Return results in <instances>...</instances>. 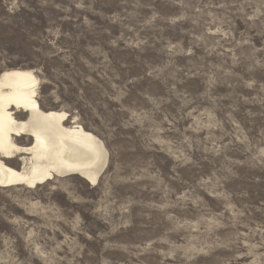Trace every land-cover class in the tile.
<instances>
[{"label":"rangeland","instance_id":"rangeland-1","mask_svg":"<svg viewBox=\"0 0 264 264\" xmlns=\"http://www.w3.org/2000/svg\"><path fill=\"white\" fill-rule=\"evenodd\" d=\"M11 71L107 162L0 187V264H264V0H0Z\"/></svg>","mask_w":264,"mask_h":264},{"label":"bare ground","instance_id":"bare-ground-1","mask_svg":"<svg viewBox=\"0 0 264 264\" xmlns=\"http://www.w3.org/2000/svg\"><path fill=\"white\" fill-rule=\"evenodd\" d=\"M36 87L30 71L0 75V187L33 188L70 175L95 186L107 162L103 144L79 126L68 127L65 113L44 112ZM15 159L18 171L10 166Z\"/></svg>","mask_w":264,"mask_h":264}]
</instances>
